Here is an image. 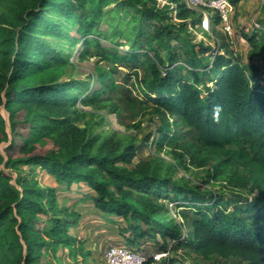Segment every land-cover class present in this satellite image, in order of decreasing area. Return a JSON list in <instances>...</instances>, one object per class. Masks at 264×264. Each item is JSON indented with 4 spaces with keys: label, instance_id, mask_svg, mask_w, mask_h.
<instances>
[{
    "label": "trees",
    "instance_id": "obj_1",
    "mask_svg": "<svg viewBox=\"0 0 264 264\" xmlns=\"http://www.w3.org/2000/svg\"><path fill=\"white\" fill-rule=\"evenodd\" d=\"M169 1L174 9L158 7L156 0H0V107L8 113L7 127L0 112V143H6V159L0 152V264H58L56 248L77 240L69 229L79 213L58 206L55 188L25 165L42 168L68 190L74 183L89 186L94 193L85 198L103 214L121 217L127 226H119V233L138 251L145 253L148 242L164 253L184 243L202 259L218 255L264 264L262 77L255 64L249 76L225 45L214 50L193 42L189 27L199 25L202 14L181 0ZM254 33L244 37L256 47L264 33ZM115 38L128 41L129 48L121 52L117 41L101 45V39ZM77 44L79 60L94 55L116 68H143L132 99L153 108L160 124L157 136L146 135L142 143L151 141L157 150L167 146L172 163L151 156L129 167L139 139L94 128L96 108L110 106L116 113L117 105L104 96L116 84L111 70L99 64L98 88L72 76L61 79L75 66L70 56ZM261 62L264 76V52ZM181 124L192 133L189 139ZM211 158L216 160L211 177L228 173L229 184H250L258 196L242 206L175 178L176 166L186 159L203 167ZM235 158L246 174L232 170ZM1 164L18 169L14 184ZM168 202L191 208L194 217L178 212L179 222ZM183 224L190 229L182 238ZM149 255L144 264L153 262ZM155 264L173 261L167 257Z\"/></svg>",
    "mask_w": 264,
    "mask_h": 264
},
{
    "label": "rangeland",
    "instance_id": "obj_2",
    "mask_svg": "<svg viewBox=\"0 0 264 264\" xmlns=\"http://www.w3.org/2000/svg\"><path fill=\"white\" fill-rule=\"evenodd\" d=\"M157 6L162 7L163 5H169L171 2L169 0H156ZM183 1V0H181ZM229 2V0H228ZM230 3V2H229ZM231 8L228 12V25L218 19L219 12L212 7L202 6L194 7L202 14L201 23L194 27H189V31L192 34L193 42L200 43L203 42L217 49V46H224L231 56L240 61L246 68V72L250 75V65L255 64L258 66L256 71L257 77H262L258 79L259 85L264 88V76L260 73V68L262 66L261 55L264 52V39L260 36L256 39V47L251 46L244 35L256 34L254 31L262 30L264 33V0H239L237 4L230 3ZM175 8V4L170 5V9ZM172 15H175V11H172ZM218 15V16H217ZM220 18V17H219ZM174 22H178L174 20ZM112 25H117V21L114 20ZM258 24L259 27L255 25ZM124 27V24L120 25ZM229 28V32L227 31ZM117 48L123 52L129 48V43L125 39H101V45L108 47L116 44ZM81 49V45L77 44L71 52L70 63L74 64V67L68 66L66 72L62 75V80H67L69 77L77 80H88L93 89L98 88L99 84L96 80V65L104 67L107 71H110V76L116 84V88L111 93H106L104 96L109 98V102L117 105L116 113L110 111V106H105L102 108H96V115L91 118L94 122L93 126L96 130H104L107 132L117 131L120 134H133L138 141V147L136 151V156L133 158L132 165L136 164L140 159H149L151 156H159L165 161L173 162L169 148L166 146L162 150H157L155 144L148 141L146 144L142 143V139L146 135L157 136L156 127L160 124L159 115L151 107H145L139 103L136 99H132L135 94V89L137 88L138 81L144 76L145 71L141 67H130V66H120L113 67L110 62L100 61L98 56L89 55L84 60L78 59V53ZM210 56V53H208ZM211 58V57H210ZM181 60L176 64H180ZM175 64V65H176ZM93 75V76H92ZM260 81V82H259ZM107 91V88L105 89ZM129 96V97H128ZM80 108L85 110H91V107H82L78 104ZM0 112L5 118L8 127V113L1 106ZM91 116H86V119H90ZM82 124V123H81ZM139 125V128L134 127V125ZM8 129V128H7ZM180 131L183 138L189 139L192 134L189 132L187 126L181 124ZM180 142V141H179ZM6 143H0V152L6 159L5 148ZM186 166V167H184ZM216 166V160L211 158L206 166L200 167L198 165H193L189 159H186L184 164L176 166V173H174L175 178L183 177L190 184H197L206 190H209L214 195H221L230 201V198H235L238 202L245 206L246 202L254 200L258 196V190L253 188L250 184L247 186H236L228 183L227 175L228 173L217 174L215 178L211 177L212 170ZM1 168L5 173L11 174V183H15L18 169L6 168L1 164ZM24 169H28L30 172L37 173V177L42 184L51 185L56 190V200L58 206H63V208H68V210L78 211L79 216L82 218H89V220L94 219L95 222L92 223L91 230L83 231L78 227V223L69 229V233L77 238L82 245L81 252L86 255V264H103L102 262V252L106 245L115 243L117 241L124 240L123 236H117L118 227H126L127 223L123 221L121 217L114 215H103L101 211L96 208L93 202L87 198H83L82 192H86L88 187L84 184L81 186L74 185L72 189L69 190L64 185H59L55 182L54 178L47 174L42 168L38 166H23ZM236 169L235 174H246L247 168H245L241 162L235 158L232 170ZM263 197H261L262 199ZM236 202L228 203V210H231L233 204ZM168 209L172 216L179 222H182V218L178 214H185L188 217H194L193 210L191 208L180 209L173 204V202H168ZM180 210V211H179ZM190 229L188 224H183L182 238L185 237ZM92 230L95 232L92 234ZM125 241V240H124ZM166 242V239L160 240L158 242ZM172 242V241H171ZM130 244L129 242H127ZM171 244V243H170ZM169 244V245H170ZM131 245V244H130ZM135 246V245H133ZM68 246H59L57 249V262L58 264H82L77 262L74 255L68 253ZM157 244H152L148 242L146 249L144 251H155ZM144 253V252H143ZM158 253V252H157ZM161 254L160 259L167 258L173 261V264H247L236 257H220L218 255H213L209 259H202L193 249L187 244L182 243V245L175 246L173 249L167 250L165 253ZM43 258L47 256L42 253ZM80 255V253H79ZM78 255V256H79ZM176 261V262H175ZM152 262L151 264H155Z\"/></svg>",
    "mask_w": 264,
    "mask_h": 264
},
{
    "label": "built area",
    "instance_id": "obj_3",
    "mask_svg": "<svg viewBox=\"0 0 264 264\" xmlns=\"http://www.w3.org/2000/svg\"><path fill=\"white\" fill-rule=\"evenodd\" d=\"M185 5L189 8L209 6L219 12L221 20L228 25V12L231 8L228 0H183ZM259 27L258 24L255 25ZM229 26L227 31L229 32ZM175 216V214H173ZM150 251L141 252L128 244L126 241H117L115 243L106 245L102 252L103 264H144L148 255L152 258L153 262L160 261L161 254L164 252ZM149 253V254H148Z\"/></svg>",
    "mask_w": 264,
    "mask_h": 264
},
{
    "label": "crops",
    "instance_id": "obj_4",
    "mask_svg": "<svg viewBox=\"0 0 264 264\" xmlns=\"http://www.w3.org/2000/svg\"><path fill=\"white\" fill-rule=\"evenodd\" d=\"M51 176V175H50ZM55 180V179H54ZM55 182H56V180H55ZM57 183V182H56ZM82 184H84V183H78V184H72L71 185V187H70V189H72V187L74 186V185H78V186H81ZM84 185H86V184H84ZM87 186V185H86ZM88 187V190L86 191V192H82V194H83V198H85V196H87L88 194H90V193H94V191L89 187V186H87ZM90 200V199H89ZM92 201V200H91ZM71 210V209H70ZM75 211V210H74ZM76 212H78V211H76ZM102 213V212H101ZM103 214V213H102ZM103 215H105V214H103ZM108 216H110V215H108ZM114 216H116V215H114ZM83 216H79V220H78V227L80 228V229H82L84 232L85 231H90L91 230V228H92V223L93 222H95V220L94 219H92V220H89V218H82ZM118 217V216H117ZM76 223V224H77ZM75 224V225H76ZM118 230V229H117ZM93 233H95L93 230H92V234L91 235H93ZM118 234H117V236H122L120 233H119V230H118V232H117ZM73 237H75L77 240H76V243L75 244H72V245H70V246H68L69 248V250H68V253H70L71 255H74V257L76 258V260H77V262H79V263H82V264H86V255L84 256V254L81 252V249H82V245L80 244V242L78 241V239L79 238H77L78 236H75V235H73V234H71ZM94 236V235H93ZM59 247V246H58ZM58 247L56 248V251H55V256H56V258H57V256H58V253H57V249H58ZM72 250L74 251H76V255L75 254H73L72 253ZM146 253L148 252V251H145ZM79 253H80V255H79ZM79 255V256H78Z\"/></svg>",
    "mask_w": 264,
    "mask_h": 264
}]
</instances>
